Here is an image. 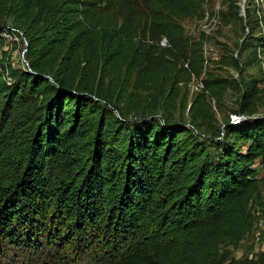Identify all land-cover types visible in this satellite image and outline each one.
<instances>
[{"label": "trees", "instance_id": "obj_1", "mask_svg": "<svg viewBox=\"0 0 264 264\" xmlns=\"http://www.w3.org/2000/svg\"><path fill=\"white\" fill-rule=\"evenodd\" d=\"M64 13L44 19L34 0L9 8L28 41L29 68L3 66L10 81L0 80V264H168L166 237L202 206L213 211V231L241 242L264 187L253 168L259 160L264 169V116L246 115L257 87L241 97L244 119L208 136L164 116L118 115L98 75L72 57L76 36L51 54L53 38L65 41L82 23ZM166 26L152 20L151 39ZM231 64L240 74L251 65L234 56ZM226 264H264V253Z\"/></svg>", "mask_w": 264, "mask_h": 264}, {"label": "rangeland", "instance_id": "obj_2", "mask_svg": "<svg viewBox=\"0 0 264 264\" xmlns=\"http://www.w3.org/2000/svg\"><path fill=\"white\" fill-rule=\"evenodd\" d=\"M12 1L0 0V30L5 31L0 43V80L6 82L10 78L3 66L29 68L28 41L9 14ZM82 1L34 3L44 19L61 7L64 14L79 13L81 25L65 41L53 38L48 47L52 55L60 56L76 36L72 57L98 75L118 115L164 116L208 136L218 129L223 131L227 120L235 123L244 91L255 85L258 95L246 115L264 116V0ZM248 7L251 19L247 24ZM152 20L163 22V26L171 24L172 29L167 25L166 33L152 40L148 31ZM252 42L257 45L254 49ZM233 56L251 65L244 66L240 74L231 64ZM206 81L211 82L210 87H205ZM234 82L240 84V91L234 90ZM246 147L247 143L241 142L236 148L244 151ZM253 168L255 176L261 178V161L257 160ZM5 178L0 168V179ZM260 189L261 200L250 205L256 214L263 211L259 206L264 202V187ZM212 224L213 211L203 206L189 219L174 224L170 237H166L173 238L174 248L168 264L184 260L226 264L231 259L257 260L264 253V229L259 226V243L245 238V234L234 244L213 231Z\"/></svg>", "mask_w": 264, "mask_h": 264}, {"label": "built area", "instance_id": "obj_3", "mask_svg": "<svg viewBox=\"0 0 264 264\" xmlns=\"http://www.w3.org/2000/svg\"><path fill=\"white\" fill-rule=\"evenodd\" d=\"M201 87H203V85L201 84ZM244 119V117H239L237 116V119L234 122H238L239 120ZM238 120V121H237ZM261 213H258V219L257 222L254 224L253 228L251 229V231L247 232V234L245 235V238H254V240L259 243L260 241V236L258 233H256V228L259 226L262 230L264 229V218L260 217ZM256 247H259L258 245H255Z\"/></svg>", "mask_w": 264, "mask_h": 264}]
</instances>
